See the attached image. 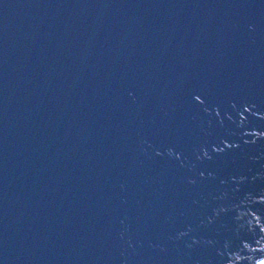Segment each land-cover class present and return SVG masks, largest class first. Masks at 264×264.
I'll use <instances>...</instances> for the list:
<instances>
[{
  "label": "water",
  "instance_id": "obj_1",
  "mask_svg": "<svg viewBox=\"0 0 264 264\" xmlns=\"http://www.w3.org/2000/svg\"><path fill=\"white\" fill-rule=\"evenodd\" d=\"M0 264H264V0H0Z\"/></svg>",
  "mask_w": 264,
  "mask_h": 264
}]
</instances>
